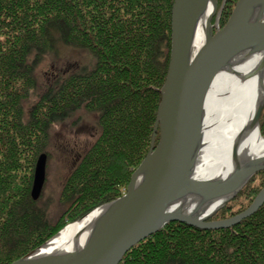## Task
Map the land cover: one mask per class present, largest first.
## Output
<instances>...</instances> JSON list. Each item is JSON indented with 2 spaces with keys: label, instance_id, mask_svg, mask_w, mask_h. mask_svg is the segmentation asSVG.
Returning <instances> with one entry per match:
<instances>
[{
  "label": "trees",
  "instance_id": "16d2710c",
  "mask_svg": "<svg viewBox=\"0 0 264 264\" xmlns=\"http://www.w3.org/2000/svg\"><path fill=\"white\" fill-rule=\"evenodd\" d=\"M237 1H226L222 20ZM173 2L0 0V264L126 193L151 150L170 61ZM61 44L88 54L62 57ZM49 57L54 68L41 75ZM84 111L97 117L98 132L75 159L60 194L66 208L53 217L45 182L39 196L33 191L44 165L47 171L53 126ZM159 137L158 129L155 145ZM263 187L260 170L210 219L239 214ZM119 264H264V202L226 228L168 222Z\"/></svg>",
  "mask_w": 264,
  "mask_h": 264
},
{
  "label": "water",
  "instance_id": "95a60500",
  "mask_svg": "<svg viewBox=\"0 0 264 264\" xmlns=\"http://www.w3.org/2000/svg\"><path fill=\"white\" fill-rule=\"evenodd\" d=\"M206 2L174 0L172 4L170 61L160 89L162 97L151 150L131 175L126 193L93 209H99V231L92 234L89 243L79 251L31 261L35 248L11 264H119L134 244L168 222L177 220L204 229L226 228L250 216L262 205L264 187L239 214L210 219L239 193L253 174L264 170V164L229 169L192 208L179 201L188 196L192 185L200 180L194 177L193 170L202 140L204 101L213 79L227 69L234 56L249 51L253 55L258 51L264 53V0H239L225 26L215 33L211 18L218 3L213 0L215 8L205 24L206 39L195 47L194 35ZM263 106L264 100L258 106L255 123H259ZM158 129L160 139L155 145ZM44 168L45 165L37 178L39 186L33 191L34 195L42 190ZM239 173L245 178L236 184Z\"/></svg>",
  "mask_w": 264,
  "mask_h": 264
},
{
  "label": "bare ground",
  "instance_id": "6f19581e",
  "mask_svg": "<svg viewBox=\"0 0 264 264\" xmlns=\"http://www.w3.org/2000/svg\"><path fill=\"white\" fill-rule=\"evenodd\" d=\"M214 8L213 0H207L194 35L195 47H199L206 39V20ZM234 57L227 69L213 79L204 101L202 140L197 148L199 151L193 170L200 180L192 185L188 196L179 200L188 204L187 207L192 208L196 201L211 191L210 186L234 166L264 164V135L260 131V123L254 121L258 106L264 100V53L258 51L253 55L249 51ZM239 174L235 179L236 184L245 178ZM90 212L78 221L70 222L57 236L36 247L30 260L56 257L85 247L92 234L100 228L99 209Z\"/></svg>",
  "mask_w": 264,
  "mask_h": 264
},
{
  "label": "rangeland",
  "instance_id": "374dc122",
  "mask_svg": "<svg viewBox=\"0 0 264 264\" xmlns=\"http://www.w3.org/2000/svg\"><path fill=\"white\" fill-rule=\"evenodd\" d=\"M216 1L218 3V8L214 13L215 15L211 18V25H213V33L225 26V24L232 15L233 9L236 6L235 5L231 10V15L229 16V18L227 17V20L224 21L222 20V12L225 6L227 5V0H221L220 2L218 0ZM59 54L62 55V57L69 56L70 59L72 58L80 60L81 58L84 59L87 56L88 52L83 49H74L71 46L67 47L61 44ZM53 62L54 59L52 57H49L45 63L41 64L40 74L50 75L51 71L54 68V65H51V63ZM263 109L264 106L262 108L260 118L262 117L264 111ZM97 127V117L92 113L84 111L83 113H77L72 119H68L63 121L62 123L55 124L52 128V136L50 139L51 144L49 149L51 153L47 159V171H45V188L44 191L41 190V192L43 191L44 197H48L51 199L49 206L51 207L50 213L53 217H56V215L63 213L66 208V205H63L61 201V191L65 185V182H67V179L69 178L70 171L75 165V159L80 154V152L84 151V149L88 145H90V143L96 137V134L98 132ZM69 223L70 222H68L67 225ZM67 225H65L64 228Z\"/></svg>",
  "mask_w": 264,
  "mask_h": 264
}]
</instances>
